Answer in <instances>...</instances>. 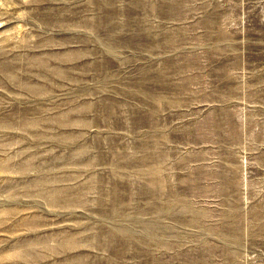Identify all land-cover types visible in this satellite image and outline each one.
<instances>
[{
	"label": "rangeland",
	"instance_id": "rangeland-1",
	"mask_svg": "<svg viewBox=\"0 0 264 264\" xmlns=\"http://www.w3.org/2000/svg\"><path fill=\"white\" fill-rule=\"evenodd\" d=\"M0 264H264V0H0Z\"/></svg>",
	"mask_w": 264,
	"mask_h": 264
}]
</instances>
